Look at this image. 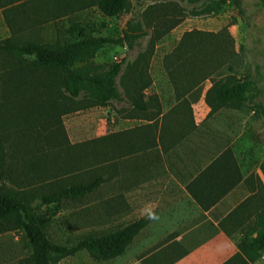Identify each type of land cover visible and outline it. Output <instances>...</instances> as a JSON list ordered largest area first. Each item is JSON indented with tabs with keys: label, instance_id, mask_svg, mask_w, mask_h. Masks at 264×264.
<instances>
[{
	"label": "rangeland",
	"instance_id": "obj_1",
	"mask_svg": "<svg viewBox=\"0 0 264 264\" xmlns=\"http://www.w3.org/2000/svg\"><path fill=\"white\" fill-rule=\"evenodd\" d=\"M74 22L84 25L88 37H122L127 33L131 36L122 45L104 47L91 64L90 73H102L122 63L127 74L137 62L138 67L154 75L162 85L168 83L165 57L177 48L185 32L195 31L183 60L186 59L188 69L203 68L211 73L199 84L202 88L228 77L254 80L253 101L240 108L224 105V113L241 114L249 137L261 149L260 153H264L263 0H129L127 8L118 16H106L92 6L53 18L24 31L16 39L62 42ZM164 74L165 78L161 76ZM117 81L123 90L120 79ZM163 99L171 100L165 95ZM75 105L82 102L73 103L54 71L34 67L30 57L0 54V135L7 155L6 166L13 171L10 179L0 180L3 189L23 192L37 204L44 194L57 192L62 186L105 175V164L88 170H72L73 161L68 162L62 154L72 151L62 150L69 148L68 143L56 142L53 138L54 119L62 117L70 130L69 143L75 144L118 130L121 117L132 108L125 102H112L67 110ZM78 129L84 133L75 135ZM116 183L117 180L102 182L83 197L42 206V221L49 238L71 245L82 236L103 235L128 222L113 221L107 213L106 204L118 190ZM142 241L141 237L134 238L124 254L115 258L99 260L83 250L59 264H163V255L159 253L137 262L145 255L137 252ZM29 255L30 247L22 231L0 234V264H19Z\"/></svg>",
	"mask_w": 264,
	"mask_h": 264
},
{
	"label": "crops",
	"instance_id": "obj_2",
	"mask_svg": "<svg viewBox=\"0 0 264 264\" xmlns=\"http://www.w3.org/2000/svg\"><path fill=\"white\" fill-rule=\"evenodd\" d=\"M0 21V39L9 37L2 10ZM165 74V85L151 75L144 108L125 112L118 130L106 133L128 141L105 170L104 182L118 184L107 213L116 222L147 219L134 237L143 238L137 252L145 254L137 262L159 253L163 264H236L227 260L239 239L256 234V215L264 212V153L241 114L209 104L211 85L177 89ZM60 122L56 128L68 135ZM252 264H264V254Z\"/></svg>",
	"mask_w": 264,
	"mask_h": 264
},
{
	"label": "trees",
	"instance_id": "obj_3",
	"mask_svg": "<svg viewBox=\"0 0 264 264\" xmlns=\"http://www.w3.org/2000/svg\"><path fill=\"white\" fill-rule=\"evenodd\" d=\"M128 3L129 0H0V10L11 31L9 37L0 39V54H10L20 58L30 57L34 67L54 71L59 77L61 88L69 94L73 103L82 102V105L67 109L69 112L97 105H108L112 102H125L132 108L130 112L134 113L138 108H144V90L152 84L149 72L138 67L136 62L127 74L123 72L122 63H116L102 73H90L91 64L100 51L109 44L122 45L131 37L128 33L122 37L110 35L88 37L84 25L74 22L67 29L62 42L16 39L24 31L53 18H61L76 10L92 6H96L106 16L115 17L127 8ZM31 14L34 16H30ZM31 17L36 20L30 22L28 19ZM195 35V31L185 32L177 48L165 57L166 72L177 89L178 86L196 87L211 75L203 68L188 69L186 59L183 60L189 42L195 38ZM118 79L123 90L118 84ZM180 79L183 81L179 84ZM255 92L256 84L251 78L228 77L215 81L209 88L206 99L213 109L224 105L240 108L242 104L253 101ZM54 121L56 126L58 121L61 124L60 119ZM51 132L56 142L63 140L68 143L69 148L63 147L62 150L68 152L72 150L70 153H62L68 162L73 161L72 170L76 168L78 171L88 170L103 164L109 166L119 158V153L127 152L128 141L121 138L120 132L75 144L69 143V137L64 130L60 132L54 127ZM6 160L5 145L0 135V180L10 179L13 173L12 169L6 166ZM262 169L264 171V161ZM102 182L104 176L97 175L89 182L62 186L57 192L44 194L37 204H33L23 192L5 190L0 186V234L20 230L30 247V255L22 259L19 264H59L62 259L83 250L99 260L124 254L134 237L147 224L146 218L126 222L103 235L82 236L71 245L52 241L43 225L42 206L64 199L83 197L93 192ZM255 228V235L250 233L238 240L239 251L228 259L227 263L252 264L263 256L264 212L257 213Z\"/></svg>",
	"mask_w": 264,
	"mask_h": 264
}]
</instances>
